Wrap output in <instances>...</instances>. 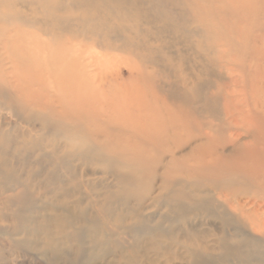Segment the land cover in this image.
<instances>
[{
    "label": "rangeland",
    "instance_id": "1",
    "mask_svg": "<svg viewBox=\"0 0 264 264\" xmlns=\"http://www.w3.org/2000/svg\"><path fill=\"white\" fill-rule=\"evenodd\" d=\"M263 170L264 0H0V264H188Z\"/></svg>",
    "mask_w": 264,
    "mask_h": 264
},
{
    "label": "bare ground",
    "instance_id": "2",
    "mask_svg": "<svg viewBox=\"0 0 264 264\" xmlns=\"http://www.w3.org/2000/svg\"><path fill=\"white\" fill-rule=\"evenodd\" d=\"M8 16V15H7ZM3 17V16H2ZM35 45H33V47H34ZM6 49V48H5ZM36 50H34V52H35ZM23 53H24V51H22ZM36 52H38V51H36ZM25 55V54H24ZM25 67V66H24ZM28 67H30L29 65H28ZM34 67V66H33ZM40 68V67H39ZM39 68H36V69H39ZM30 70H32V68L30 69ZM33 70H35V68H33ZM38 71V70H37ZM36 71V72H37ZM32 72H35V71H32ZM38 73H39V71H38ZM34 74H36V73H34ZM41 74V73H40ZM37 75V74H36ZM39 75V74H38ZM43 75V74H42ZM37 78V77H36ZM35 78V79H36ZM20 79V78H19ZM20 87V86H19ZM21 88V87H20ZM49 95V94H48ZM34 100V99H33ZM39 102V101H38ZM62 122V121H61ZM48 122H46V124H47ZM49 124V123H48ZM52 126V125H51ZM50 127V126H49ZM74 147V146H73ZM241 147H244L243 149L244 150H247V149H249V146L248 145H243V146H241ZM81 148V147H80ZM222 149H224V148H222ZM204 154V153H203ZM210 154V153H209ZM201 155V154H200ZM221 155V154H220ZM202 157V156H201ZM200 157V158H201ZM213 157V156H212ZM209 162V161H208ZM207 162V163H208ZM212 162H213V159H212ZM205 163V162H204ZM206 163V164H207ZM4 164H6V163H4ZM203 164V163H202ZM201 166V165H200ZM209 167V166H208ZM196 168V167H195ZM257 168V167H256ZM55 169V168H54ZM208 169V168H207ZM210 169V168H209ZM260 169V168H259ZM257 170V169H256ZM3 171V170H2ZM215 171H216V169H215ZM264 171V170H263ZM9 174H11V173H9ZM246 174V173H245ZM249 174V173H248ZM261 174V173H260ZM263 174V173H262ZM14 175V174H13ZM45 175V174H44ZM7 176H8V174H7ZM121 176V175H120ZM119 176V177H120ZM124 176V175H123ZM249 176V175H248ZM254 176V175H253ZM54 177V176H53ZM122 177V176H121ZM120 177V178H121ZM125 177V176H124ZM124 177H122V178H124ZM251 177V176H250ZM255 177H257L256 175H255ZM255 177L254 178H252V180H254L255 179ZM3 178H5V177H3ZM12 178V177H11ZM121 178V179H122ZM126 178V177H125ZM261 178V177H260ZM17 179V178H16ZM262 179V178H261ZM124 180V179H123ZM127 180V179H126ZM125 181V180H124ZM215 181V180H214ZM256 181V180H255ZM264 181V180H263ZM263 181L261 182V183H263ZM19 182V181H18ZM119 182V181H118ZM17 183V182H16ZM232 183V182H231ZM247 183V182H246ZM257 183V182H256ZM260 183V184H261ZM18 184H20V183H18ZM250 184H252V183H250ZM258 184H259V182H258ZM257 184V185H258ZM259 184V185H260ZM55 185V184H54ZM120 185H123V184H120ZM207 185V184H206ZM247 185V184H246ZM21 186H23V185H21ZM49 186V185H48ZM47 186V187H48ZM172 186V185H171ZM249 186V185H248ZM255 186V185H254ZM262 186V185H261ZM260 186V187H261ZM50 187V186H49ZM170 187V186H169ZM211 187H212V185H211ZM19 188H21V187H19ZM59 188H61V187H58L57 189H59ZM63 188V187H62ZM61 188V189H62ZM123 188V187H122ZM201 188H203V187H201ZM249 188V187H248ZM257 188H258V186H257ZM262 188V187H261ZM15 189V188H14ZM47 189V188H46ZM52 189V188H51ZM64 189H66V188H64ZM74 189H76L75 187H74ZM203 189H205V188H203ZM215 189V188H214ZM251 189V188H250ZM10 190V189H9ZM13 190V189H12ZM12 190H10V191H12ZM10 191H8V192H10ZM54 191V190H53ZM52 191V192H53ZM64 191V190H63ZM69 191V190H68ZM193 191V190H192ZM218 191V190H217ZM225 191V190H224ZM244 191V190H243ZM13 192H14V190H13ZM190 192V191H189ZM222 192V191H221ZM12 193V192H11ZM10 193V194H11ZM48 193V192H47ZM60 193V192H59ZM61 193H63V192H61ZM65 193V192H64ZM186 193V192H185ZM220 193V192H219ZM242 193H244V192H242ZM257 193V192H256ZM255 193V194H256ZM258 193H260V191L258 192ZM258 193L256 194V195H258ZM21 194H24L23 192L21 193ZM28 194V193H27ZM237 194V193H236ZM239 194V193H238ZM241 194V193H240ZM15 195H17V194H15ZM183 195V194H182ZM190 195L191 194H189V198H190ZM228 195H230V194H228ZM244 195H245V193H244ZM250 195H252L251 193H249L248 194V196H250ZM255 195V196H256ZM12 196H14V195H12ZM27 196V195H26ZM184 196H185V194H184ZM210 196V195H209ZM232 196V195H231ZM239 196V195H238ZM242 196V195H241ZM186 197V196H185ZM185 197H184V199H185ZM201 197H203V196H201ZM261 197V196H260ZM7 198H11V197H7ZM15 198H16V196H15ZM61 198V197H60ZM187 198V197H186ZM233 198V197H232ZM18 199V198H17ZM16 199V200H17ZM29 198H27V200H28ZM140 200H141V198H139ZM169 199V198H168ZM191 199H192V197H191ZM198 199H200V198H198ZM217 199V198H216ZM219 199V198H218ZM2 200V199H1ZM9 200V199H8ZM19 200V199H18ZM186 200V199H185ZM228 200V199H227ZM227 200H225L224 201V204L223 205H225L226 206V209L228 208V209H230L231 210V212H233V208H232V206L230 205V203L227 201ZM29 201V200H28ZM167 201V200H166ZM175 201V200H174ZM190 201V200H189ZM213 201V200H212ZM223 201V200H222ZM5 202H7L6 200H5ZM9 202H10V200H9ZM18 202V201H17ZM171 202V201H170ZM176 202V201H175ZM175 202L173 203V204H175ZM178 202V201H177ZM199 202H201V204L203 205V206H206L207 205V207H209L208 206V201L205 199V197H203V200H200ZM217 202V201H216ZM219 202V201H218ZM248 202H251V201H245V202H238V205H239V209L238 208H235L237 211H239V216H237V217H239V219H240V217H244L245 219L248 217V215H250V213H248L247 212V210L246 209H244V207H246L248 204H250V203H248ZM167 203V202H166ZM182 203V202H181ZM190 203V202H189ZM193 203V202H192ZM197 203V202H196ZM220 203V202H219ZM218 203V204H219ZM171 204V203H170ZM210 204V203H209ZM217 204V203H216ZM221 204V203H220ZM220 204L218 205V206H220ZM259 204H257L256 202H254V203H251V205H250V210L251 209H253V208H255L256 209V207L258 206ZM184 206H186L185 204H184ZM183 206V207H184ZM194 206V205H193ZM217 206V205H216ZM217 206V207H218ZM169 207V206H168ZM264 207V206H263ZM195 208V207H194ZM210 208H212V207H210ZM224 208V207H223ZM170 209V208H169ZM217 209V208H216ZM54 210V209H53ZM56 210V209H55ZM170 210H172V209H170ZM177 210V209H176ZM213 210V209H212ZM215 210V209H214ZM222 210V209H221ZM220 210V211H221ZM241 210V211H240ZM201 211V210H200ZM217 211V210H216ZM225 211H227V210H225ZM224 211V212H225ZM175 212V211H174ZM181 212V211H180ZM230 212V213H231ZM204 213H206V211H204ZM23 214V213H22ZM83 214V213H82ZM224 214V213H223ZM232 214V213H231ZM233 214H234V212H233ZM232 214V215H233ZM58 215V214H57ZM212 215H214V214H212ZM236 215V214H235ZM206 216V215H205ZM215 216V215H214ZM220 216V215H219ZM231 216V215H230ZM80 217V216H79ZM98 217V216H97ZM201 217V216H200ZM216 217H217V215H216ZM223 217H224V215H223ZM51 218V217H50ZM85 218V217H84ZM218 218V217H217ZM217 218H216V221H217ZM228 218H230V217H228ZM87 219V218H86ZM214 219V218H213ZM220 219V218H219ZM222 219V218H221ZM227 219V218H226ZM230 219H232V218H230ZM238 219V218H237ZM257 219H259V218H257ZM16 220V219H15ZM88 220V219H87ZM97 220V219H96ZM234 220H235V218H234ZM233 220V221H234ZM222 221V220H221ZM224 221V220H223ZM222 221V222H223ZM230 222L232 221V220H229ZM241 222H244V224H245V222H246V220H242L241 219ZM53 223V222H52ZM237 223V222H236ZM235 224V223H234ZM238 224V223H237ZM19 225H20V223H19ZM45 225H47L46 224V222H45ZM157 225V224H156ZM229 225V224H228ZM240 225V224H239ZM246 225H250L251 226V228L253 229V231H252V233L254 234L253 236H249V234H248V236L249 237H247V238H245V239H242L239 243H238V245H235V246H230V244H228V239H227V236H219L218 237V239H216L215 238V240H214V246H209L207 243H206V241L203 239V237H201V236H198V235H195V236H186L185 238H186V240L187 241H189L190 243L191 242H194L196 245H198L199 246V248L197 249V248H194V247H191V246H185V248H186V253L184 254V255H182L181 256V259H183V260H185L188 264H240V263H238V262H235L234 261V258H236L237 260H241L242 261V264H264V251H262L261 249H260V247L261 246H263L264 247V245L260 242V233H264V228H262V229H260L261 228V226H259L260 224L259 223H257L256 221H254V220H250V221H248L247 223H246ZM18 226V225H17ZM24 226V225H23ZM22 226V227H23ZM40 227H41V225H39ZM55 226V225H54ZM233 226V225H232ZM29 227V226H28ZM47 227V226H46ZM157 227H158V225H157ZM159 227H160V224H159ZM225 227H227V225L225 226ZM234 227V226H233ZM237 227V226H236ZM235 227V228H236ZM32 228H35L36 229V227H32ZM152 228V227H151ZM154 228V227H153ZM152 228V229H153ZM160 228H162V227H160ZM170 228H172V227H170ZM17 229V228H16ZM15 229V230H16ZM19 229V228H18ZM149 229H150V227H149ZM257 229V230H256ZM259 229H260V232H258L259 231ZM21 230H22V228H21ZM37 230V229H36ZM43 230V229H42ZM151 230V229H150ZM215 230V229H214ZM240 230H242V229H240ZM250 230V229H249ZM23 231V230H22ZM22 231L20 232V233H22ZM25 231V230H24ZM30 231V230H29ZM151 231H153V230H151ZM156 231V230H155ZM157 231H159V230H157ZM156 231V232H157ZM162 231H163V228H162ZM165 231V230H164ZM251 231V230H250ZM255 231V232H254ZM28 232V231H27ZM32 232H34V231H32ZM134 233H135V231H133ZM138 232H139V230H138ZM160 232V231H159ZM249 232V231H248ZM51 233V232H50ZM114 233V232H113ZM137 233V232H136ZM163 233H166V232H163ZM216 233V232H215ZM26 234V233H25ZM167 234V233H166ZM169 234V233H168ZM167 234V235H168ZM143 235V234H142ZM233 236H238V237H240L241 235H233ZM232 236V237H233ZM254 236H255V238H254ZM263 236H264V234H263ZM60 237V236H59ZM58 237V238H59ZM63 237V236H62ZM97 238H98V236H97ZM25 240V239H24ZM23 240V241H24ZM247 240H252V243H250V241L249 242H246ZM21 241V240H20ZM22 241V242H23ZM26 241V243H27V240H25ZM243 244H247V245H253V248H250V249H248L247 247H245V248H243L244 246H243ZM24 245V244H23ZM167 246V245H166ZM166 246H164L165 248V250H166V252H167V255H169V256H171L170 255V248H168V247H166ZM243 246V247H242ZM160 248H163V245H159L158 244V247H157V249H160ZM244 249V250H243ZM80 251V250H79ZM128 251V250H127ZM133 253H135V251H129V252H127L126 254L129 256V258L131 257V258H133L134 256H133ZM79 255H80V253H79ZM135 255V254H134Z\"/></svg>",
    "mask_w": 264,
    "mask_h": 264
}]
</instances>
